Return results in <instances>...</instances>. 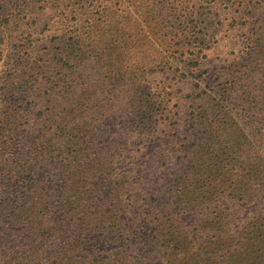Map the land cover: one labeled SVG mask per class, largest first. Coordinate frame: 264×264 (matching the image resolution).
<instances>
[{
	"label": "rangeland",
	"instance_id": "1",
	"mask_svg": "<svg viewBox=\"0 0 264 264\" xmlns=\"http://www.w3.org/2000/svg\"><path fill=\"white\" fill-rule=\"evenodd\" d=\"M262 2L0 0V264H264Z\"/></svg>",
	"mask_w": 264,
	"mask_h": 264
},
{
	"label": "trees",
	"instance_id": "2",
	"mask_svg": "<svg viewBox=\"0 0 264 264\" xmlns=\"http://www.w3.org/2000/svg\"><path fill=\"white\" fill-rule=\"evenodd\" d=\"M260 8H262L264 10V3L263 2H262V5H260Z\"/></svg>",
	"mask_w": 264,
	"mask_h": 264
}]
</instances>
